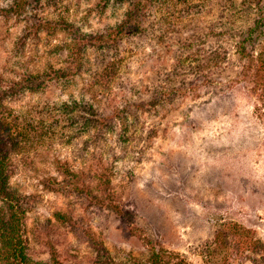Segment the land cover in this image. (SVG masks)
<instances>
[{
	"label": "rangeland",
	"instance_id": "374dc122",
	"mask_svg": "<svg viewBox=\"0 0 264 264\" xmlns=\"http://www.w3.org/2000/svg\"><path fill=\"white\" fill-rule=\"evenodd\" d=\"M133 12L141 32L110 38ZM55 23L60 31L47 27ZM48 62L75 77L11 89L0 105L9 124L46 114L53 124L44 141L0 130L26 264L154 255L264 264V0H27L0 10V74L18 80Z\"/></svg>",
	"mask_w": 264,
	"mask_h": 264
},
{
	"label": "trees",
	"instance_id": "16d2710c",
	"mask_svg": "<svg viewBox=\"0 0 264 264\" xmlns=\"http://www.w3.org/2000/svg\"><path fill=\"white\" fill-rule=\"evenodd\" d=\"M26 1L27 0H15L14 6L12 5L10 9L3 7L0 8V10L3 14L18 12L23 9ZM140 3H142L143 5L144 4L147 5L145 1H140ZM133 14L134 12L128 14L124 22L112 32L113 35L110 33L109 37L113 38L116 32L117 34L120 35H122V33L126 34V30H130V32L133 33L134 35L135 33H140L141 31L139 26H136L134 23L132 26L131 23L132 18H135V20L137 19L136 16ZM47 27L52 28L54 32L57 31L58 29L59 31L62 29L58 27L57 23H55L54 25L53 24L48 25ZM104 38H105L104 36L100 35L95 37L94 40L95 41L104 40ZM248 43H251V38L249 36L239 45L238 48L239 58L246 59L249 56V54L245 52ZM63 44L61 45L58 44L57 46H55L57 47L55 48V50L60 51L63 50L64 48L66 49L68 44H66L65 42ZM66 57L67 59L74 60V62L72 63L73 67L76 68L78 67L77 66L79 63L78 58L73 59L68 56ZM253 61L254 60L252 59L250 63ZM208 62L209 61L206 60V63L205 62L204 64L202 63V66L205 65L209 70L215 69V67H217L216 63L218 61L213 60L210 63ZM68 70L70 72H67L66 70L63 69H57L55 68L54 65L48 62L46 70L44 72L38 74H32V73L22 74L19 75L18 80H6V78H4L3 75L0 74V105H2L1 102L6 98L8 91H10L11 89H15L14 92H16L20 89H23V87L27 86L30 90H34L31 86L34 83H36L37 87H39L41 85L45 86L46 83H51L53 81L68 80L70 77L74 78L76 75L74 74L75 72L72 73L71 67L68 68ZM245 75L247 74L244 72L242 76L245 77ZM111 79H113V73L110 75V82L112 81ZM208 79L209 78L205 79L206 81L204 82L211 83L212 81L210 82ZM107 86L108 85H105V87ZM70 105L71 104H66L64 105V107H66L67 109L71 107ZM74 114H75L74 109L70 111L65 110L64 113H62V117H63L62 121L66 125H70L72 123V120L76 117ZM46 115L41 118L40 117L35 118L36 119L35 122L33 121L31 123H27V122L18 123V121L15 120L13 124L10 123L11 125L8 123L7 117L1 115L0 130L3 131L5 127L12 129L13 126L15 128L14 131H16L20 137L22 136L24 138H28L29 136L32 137L35 136L34 138H39L40 140L44 141L45 138H51L53 132V129L51 128V126L53 125L52 123H50L51 126H45L46 121H49L51 117V116L47 117ZM83 121L84 123H87L89 120L84 119L82 120V122ZM98 122H101V118H98L97 116L91 121V127L93 123L94 128L97 127L98 129V126H100ZM34 123H36V125H34ZM1 131H0V135H1ZM3 145L4 143L0 137V201L4 204L0 206V261L3 264H26V259L24 255L25 241L23 239L25 233V229H24L25 226L22 223L23 218L20 216V214H23L24 211L22 210V205L19 203V199L17 197L16 192H14L10 187L9 182L12 175L11 165H10L11 161L10 158L8 157L9 156L8 152L5 150L6 146L4 145L5 147H3ZM56 164L57 167L60 168L66 167L64 164L60 163V161H56ZM63 172L66 173L65 170H63ZM68 174L69 176L72 175L70 171L68 172ZM160 263L161 261L159 259V256L154 255V261L152 262V264H160Z\"/></svg>",
	"mask_w": 264,
	"mask_h": 264
}]
</instances>
